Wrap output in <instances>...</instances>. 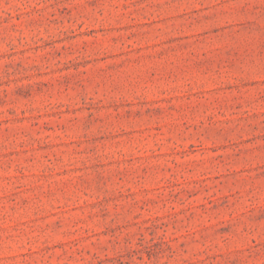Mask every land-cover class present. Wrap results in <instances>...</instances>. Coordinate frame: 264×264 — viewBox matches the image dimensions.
<instances>
[{
	"label": "rangeland",
	"instance_id": "1",
	"mask_svg": "<svg viewBox=\"0 0 264 264\" xmlns=\"http://www.w3.org/2000/svg\"><path fill=\"white\" fill-rule=\"evenodd\" d=\"M0 264H264V0H0Z\"/></svg>",
	"mask_w": 264,
	"mask_h": 264
}]
</instances>
